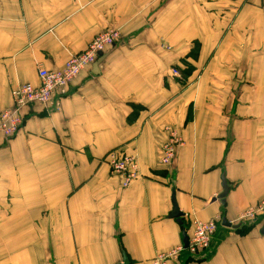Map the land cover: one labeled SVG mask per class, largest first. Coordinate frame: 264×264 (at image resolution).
Segmentation results:
<instances>
[{
	"label": "crops",
	"instance_id": "0c3cea01",
	"mask_svg": "<svg viewBox=\"0 0 264 264\" xmlns=\"http://www.w3.org/2000/svg\"><path fill=\"white\" fill-rule=\"evenodd\" d=\"M108 29L57 111L0 136V264H152L192 220L216 232L178 264H264V214L239 220L264 198V0H0V111ZM166 128L183 145L162 166ZM112 150L137 158L127 188Z\"/></svg>",
	"mask_w": 264,
	"mask_h": 264
},
{
	"label": "built area",
	"instance_id": "2783aa9c",
	"mask_svg": "<svg viewBox=\"0 0 264 264\" xmlns=\"http://www.w3.org/2000/svg\"><path fill=\"white\" fill-rule=\"evenodd\" d=\"M119 39L116 29L105 30L96 35L82 53L71 56L64 66L57 71L37 68L38 86L21 84L11 92L12 107L0 111V136L5 143L14 137L23 124L24 112L33 105H41L53 111L60 108L61 100L66 96L69 84L83 71L92 67L109 48ZM177 77L178 72L172 71ZM167 141L161 145L159 162L169 166L174 159L175 150L183 145L182 140L169 128ZM111 176L122 177V186L127 188L138 177L137 158L133 154H124L118 150L110 151L104 158ZM264 214V198L257 205L246 209L239 217L240 221H251ZM216 222L192 220L188 235V247L178 246L167 252L160 253L152 260V264H178L182 252L198 254L209 248L216 232Z\"/></svg>",
	"mask_w": 264,
	"mask_h": 264
},
{
	"label": "water",
	"instance_id": "95a60500",
	"mask_svg": "<svg viewBox=\"0 0 264 264\" xmlns=\"http://www.w3.org/2000/svg\"><path fill=\"white\" fill-rule=\"evenodd\" d=\"M101 57H102V55L100 54V58ZM98 63H99V60L93 66L96 67ZM227 192H228V187L226 186L225 183H223V192L218 196V199L222 201V204H224L223 200H224ZM172 207L173 208L169 214V218L178 219V218L182 217V214L179 212L177 204H176L175 199L173 197H172ZM222 225L224 227H231V225L226 223L224 220L222 222ZM233 228H235V227H233ZM182 245H183L184 249H187V247H188V235L186 233V230L182 231ZM122 264H128V261H127L125 256L123 257Z\"/></svg>",
	"mask_w": 264,
	"mask_h": 264
}]
</instances>
